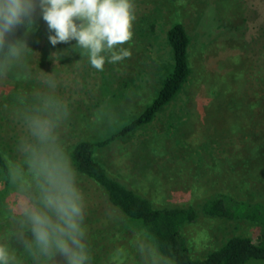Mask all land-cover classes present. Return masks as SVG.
<instances>
[{"label": "rangeland", "instance_id": "rangeland-1", "mask_svg": "<svg viewBox=\"0 0 264 264\" xmlns=\"http://www.w3.org/2000/svg\"><path fill=\"white\" fill-rule=\"evenodd\" d=\"M169 2L132 0L136 17L133 36L123 45L131 55L115 63L106 61L102 71L90 65L87 55H81L76 41L53 46L48 36L54 33L41 18L38 29L23 41L28 48L20 60L9 64L0 77V149L8 160L21 159L20 143L27 136L23 114L41 98H50L58 106L56 132L63 149L84 132L106 136L109 127L130 122L152 95L155 77L161 76L172 61L166 41L174 19ZM158 12L161 16L154 36L136 37L135 21L145 13ZM178 14L192 37L190 82L151 125L99 149L96 157L112 174L159 204H190L217 192L264 202V148L258 150L264 137V0H190ZM219 35L240 39V66L249 86L246 91L235 90L228 83L230 76L223 85L216 72L198 76L202 66L199 47ZM145 75L152 76L149 83H145ZM49 77L55 81L54 88L46 82ZM201 87L209 96L213 90L222 92L208 102L190 104L189 97ZM194 110L203 111V116L199 118ZM100 122L107 124L104 133ZM169 122L176 125L169 127L170 132L166 131ZM157 146L167 152L151 153ZM241 146L244 152L239 151ZM76 184L85 203V241L95 239L88 245L89 264H152L153 258L163 264L140 227L124 219L100 192L92 195L88 182L80 179ZM12 216L9 211L0 213V243L16 256L15 264H37L16 239L19 229ZM183 232L193 255L202 256L235 235L258 241L264 225L201 217ZM41 264H62V260L56 257L46 262L41 258Z\"/></svg>", "mask_w": 264, "mask_h": 264}, {"label": "trees", "instance_id": "trees-1", "mask_svg": "<svg viewBox=\"0 0 264 264\" xmlns=\"http://www.w3.org/2000/svg\"><path fill=\"white\" fill-rule=\"evenodd\" d=\"M185 1L189 2L190 0H170L167 4L171 18L174 17L173 24L166 32V41L171 51L172 61L161 76L155 77L153 93L149 100L133 114L130 122L115 129L110 127L107 129V124L100 122V131L104 133L107 129L106 136L100 134L93 136L90 135V131L84 132L79 140L64 151L75 171L76 180L81 179L88 182L92 187V195L100 192L109 204L124 216V219L132 225L140 227L152 242L155 256L163 264H250L252 262H264V233L261 234L258 241L248 235H235L209 253L195 256L183 232L185 227L196 223L201 217L205 220H247L264 225V202L244 201L232 194L217 192L190 204H159L144 192L132 188L128 183L112 174L106 165L96 157L99 149L151 125L179 98L185 86L190 82L193 72L192 37L189 35L185 24L179 20L180 15L178 14ZM220 1L222 0H214L215 3ZM159 16H161L160 12L152 15L145 13L136 20L134 23L135 36L153 37L157 32ZM41 18L42 15L37 9L33 17V26H29L27 30L24 26L18 27L14 34L7 37L9 42L24 41L30 32L38 29ZM225 36L213 37L210 44H203L199 47L198 59L201 58L202 66L199 68L201 71H198V76H210L208 73L216 72L222 85L230 76L228 83L235 90L246 91L249 86L244 79V70L240 66L241 53L239 51L240 43H238L240 39ZM146 66L147 62H145L144 68ZM4 70V67H0V77ZM147 70L144 74H147ZM234 71L238 73V76L235 75ZM111 75L110 73L109 76ZM145 76H148L147 78L143 76L145 83H149L152 76ZM240 77L242 80L239 79ZM102 91V95H106L103 88ZM221 92L220 89L218 91L213 90L209 96L208 91L201 87V90L197 91L196 94L192 93L189 102L190 104L203 100L208 102L210 99L219 96ZM122 95L119 94L118 96ZM123 110L126 111V109ZM194 113L198 114L199 118L203 116V111L194 110ZM171 123H168L166 131H171L170 126L176 127ZM197 126L199 127V125ZM247 132L250 134L249 131ZM261 140L259 151L264 148V137ZM242 143L243 141H241ZM239 151L244 152L242 146ZM152 152L164 154L167 150L157 146L152 148ZM9 163L7 156L0 149V213L2 211L12 213L11 206L14 197L10 195L11 186L7 180ZM85 196L88 197L87 194ZM85 243L90 246L95 243V239L89 242L85 241Z\"/></svg>", "mask_w": 264, "mask_h": 264}, {"label": "clouds", "instance_id": "clouds-1", "mask_svg": "<svg viewBox=\"0 0 264 264\" xmlns=\"http://www.w3.org/2000/svg\"><path fill=\"white\" fill-rule=\"evenodd\" d=\"M37 9L54 33L48 36L50 43L76 41L75 47L97 70L102 71L106 61L131 55L123 45L133 36L132 0H0V67L19 61L28 48L22 40L9 42L7 37L20 26H33ZM46 82L55 87L51 77ZM59 119L58 106L46 97L23 114L27 136L20 143L21 159L10 162L7 172L14 197L12 218L19 229L15 235L37 264L41 258L51 262L56 257L62 264H89L84 197L59 142ZM15 261L8 246L0 243V264ZM152 264H158L155 258Z\"/></svg>", "mask_w": 264, "mask_h": 264}]
</instances>
